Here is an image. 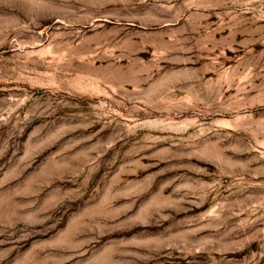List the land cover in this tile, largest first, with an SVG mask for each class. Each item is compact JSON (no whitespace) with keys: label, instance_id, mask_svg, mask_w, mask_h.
Returning a JSON list of instances; mask_svg holds the SVG:
<instances>
[{"label":"rangeland","instance_id":"374dc122","mask_svg":"<svg viewBox=\"0 0 264 264\" xmlns=\"http://www.w3.org/2000/svg\"><path fill=\"white\" fill-rule=\"evenodd\" d=\"M261 97L264 0H0V264H264Z\"/></svg>","mask_w":264,"mask_h":264},{"label":"bare ground","instance_id":"6f19581e","mask_svg":"<svg viewBox=\"0 0 264 264\" xmlns=\"http://www.w3.org/2000/svg\"><path fill=\"white\" fill-rule=\"evenodd\" d=\"M173 1V0H172ZM196 4V3H195ZM195 8H197L198 6L193 5ZM182 12L178 11L176 12L170 19L165 20L164 22L166 23L165 25H171L170 23H172L173 21H177L179 20V16L182 15ZM143 27H149L150 24L146 23V20H143L142 23H140ZM258 106H264V97L258 98V100L255 103H250L249 105H247L245 108H248L249 110H253Z\"/></svg>","mask_w":264,"mask_h":264}]
</instances>
